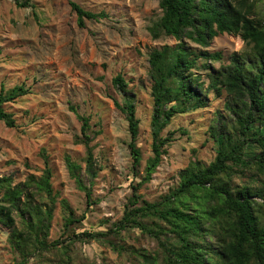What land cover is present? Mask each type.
<instances>
[{"label":"rangeland","instance_id":"obj_1","mask_svg":"<svg viewBox=\"0 0 264 264\" xmlns=\"http://www.w3.org/2000/svg\"><path fill=\"white\" fill-rule=\"evenodd\" d=\"M251 1L255 4L254 17L263 20L264 0ZM28 2L29 7L21 8L15 0H0V90L22 86L26 91L2 105L14 126L9 128L0 121V178H8L13 187L26 184L33 191L35 182L49 171L55 201L51 204L45 194H35L33 204L53 208L45 243L56 246L36 250L26 258V264H141L142 254L156 256L157 264H163L164 254L155 237L138 228L111 233L132 200V187L141 181L146 162L152 157L154 107L149 54L178 43L164 35L152 38L148 32L162 15L158 0ZM70 2L105 17L86 20L79 28ZM184 42L198 54L220 52V61L209 62L215 70L228 65L234 54L241 58L250 54L240 38L231 34L218 35L208 48ZM196 63L198 68L193 73L206 87L207 71L201 68L204 61L198 59ZM118 75L127 85L126 92L112 82ZM207 99L205 108L175 115L160 132L161 139L168 136L170 140L161 149L151 180L138 188L137 206L164 201L179 187L183 171L196 164L208 166L214 160L216 146L210 129L221 126V119L228 120L224 109L227 96L209 92ZM125 101L132 102L138 120L140 163L136 168L129 150L126 117L114 104ZM79 116L89 123L92 178L86 174L85 147L76 140L80 137ZM66 159L77 166L78 176L90 188V207L69 176ZM231 173L228 185L232 192L242 186L258 188L263 180L253 165L234 168ZM63 203L73 218L84 215L83 221L65 228L68 211ZM13 216L15 227L22 230L20 217L15 212ZM154 221L147 223L154 229L164 228L160 237L171 240L167 226ZM83 233L103 235L88 238L80 235ZM10 236L11 229L0 222V264L22 261Z\"/></svg>","mask_w":264,"mask_h":264},{"label":"trees","instance_id":"obj_2","mask_svg":"<svg viewBox=\"0 0 264 264\" xmlns=\"http://www.w3.org/2000/svg\"><path fill=\"white\" fill-rule=\"evenodd\" d=\"M15 3L21 8L30 6L28 0H15ZM69 4L79 28L85 26L86 20L105 17L103 13L86 11L74 2ZM158 7L162 15L148 27L149 34L152 38L169 36L178 43L149 54L154 107L152 157L146 162L143 178L132 187V200L111 233L138 228L155 237L164 254L163 264H264V19L254 17L255 4L251 0H158ZM221 34L239 37L245 48H249V56L241 58L234 54L228 65L215 70L209 62L220 61V52L198 54L184 42L187 40L208 48ZM198 59L204 61L200 67L207 71L206 87L200 76L193 73L198 68ZM112 82L117 89L126 92L127 85L121 76H116ZM209 92L217 96L222 92L226 94L224 109L229 116L227 121L221 119V126L210 129L216 146L214 160L208 166L196 164L183 171L179 187L164 201L144 202L137 206L139 195L136 192L151 180L160 163L161 149L170 140L168 136L161 139L160 132L175 115L205 108ZM24 94L26 91L22 86L0 90V121L9 128L14 126V121L4 112L2 105ZM114 104L126 117L129 150L136 168L140 153L136 146L138 120L135 107L130 101L123 105ZM78 118L81 126L80 137L76 140L85 147L86 174L92 178L89 123L85 117ZM252 149L256 152H250ZM65 161L69 176L76 188L84 193L87 207H90V188L78 176L77 166L69 159ZM252 165L263 177L259 187L242 186L232 192L228 185L232 169H248ZM49 178V171L45 170L44 176L35 182L33 191L28 185H22L25 193L22 188L13 187L8 178H0V222L11 229L10 243L22 256V261L13 264H26V258L36 250L56 246L55 243V246L45 243L53 208L33 204L35 194H45L51 204L55 201L51 196ZM21 204L24 205L20 207ZM63 204L68 211L65 228L83 221L84 215L73 218L71 210ZM14 212L24 224L22 230L14 225ZM147 220L165 224L171 240H162L160 235L164 236V228L156 226L154 229ZM80 235L92 238L103 234ZM139 256L141 264H157L156 256Z\"/></svg>","mask_w":264,"mask_h":264}]
</instances>
